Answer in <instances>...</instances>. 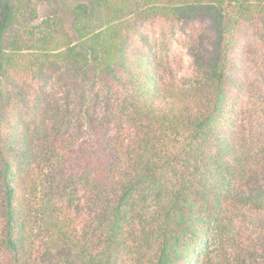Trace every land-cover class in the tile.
Listing matches in <instances>:
<instances>
[{"label":"trees","instance_id":"obj_1","mask_svg":"<svg viewBox=\"0 0 264 264\" xmlns=\"http://www.w3.org/2000/svg\"><path fill=\"white\" fill-rule=\"evenodd\" d=\"M161 18L212 34L176 83L140 27ZM250 26L264 0H0V264H264V231L239 239L264 215Z\"/></svg>","mask_w":264,"mask_h":264},{"label":"rangeland","instance_id":"obj_2","mask_svg":"<svg viewBox=\"0 0 264 264\" xmlns=\"http://www.w3.org/2000/svg\"><path fill=\"white\" fill-rule=\"evenodd\" d=\"M257 25L258 27H262L260 22ZM140 27L152 45L151 51L149 52L151 59L158 63L160 74L169 83H176L192 74L193 63L190 54L191 47L194 46L197 48L201 47V45L208 46L212 37L207 19H195L191 22H184L181 20H167L161 18L140 23ZM245 41H250L247 46L251 50L250 53L244 57V61H242L241 69L243 73L237 72L236 75L246 76V79L252 81L256 87L254 88V94L247 96L248 91L246 95L244 94L246 100L244 101L243 108L244 118L248 126L251 121L255 126L257 123L261 122L258 116L259 109L264 101V33L250 26L248 34L240 38L241 43ZM247 88L248 87H245V89ZM241 225L243 229L239 235L240 243L242 242L247 248L258 247L259 242H257L256 239L264 231V215L252 214L245 220V223ZM209 248L214 257L223 254L214 242L211 243ZM260 252L259 250L258 253ZM231 253L232 252L228 250L221 256L228 259V264L234 261L233 254ZM221 257L219 261H216L217 264L218 262L223 264V258ZM257 259H261L259 255ZM204 260L205 255H201L197 264H205ZM213 261L209 264H214L215 262Z\"/></svg>","mask_w":264,"mask_h":264}]
</instances>
